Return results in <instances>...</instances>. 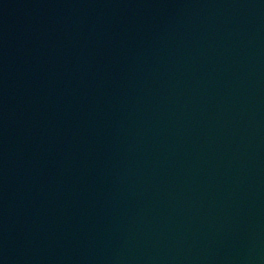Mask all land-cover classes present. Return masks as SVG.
Listing matches in <instances>:
<instances>
[{"label":"water","instance_id":"95a60500","mask_svg":"<svg viewBox=\"0 0 264 264\" xmlns=\"http://www.w3.org/2000/svg\"><path fill=\"white\" fill-rule=\"evenodd\" d=\"M0 264H264V0H0Z\"/></svg>","mask_w":264,"mask_h":264}]
</instances>
